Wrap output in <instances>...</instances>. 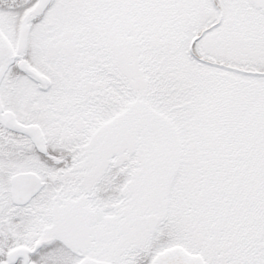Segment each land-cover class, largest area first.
I'll list each match as a JSON object with an SVG mask.
<instances>
[{
    "label": "snow or ice",
    "instance_id": "1",
    "mask_svg": "<svg viewBox=\"0 0 264 264\" xmlns=\"http://www.w3.org/2000/svg\"><path fill=\"white\" fill-rule=\"evenodd\" d=\"M0 264H264V0H0Z\"/></svg>",
    "mask_w": 264,
    "mask_h": 264
}]
</instances>
